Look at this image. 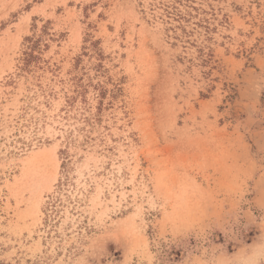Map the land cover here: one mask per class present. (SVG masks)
<instances>
[{
	"label": "rangeland",
	"instance_id": "1",
	"mask_svg": "<svg viewBox=\"0 0 264 264\" xmlns=\"http://www.w3.org/2000/svg\"><path fill=\"white\" fill-rule=\"evenodd\" d=\"M0 264H264V0H0Z\"/></svg>",
	"mask_w": 264,
	"mask_h": 264
}]
</instances>
